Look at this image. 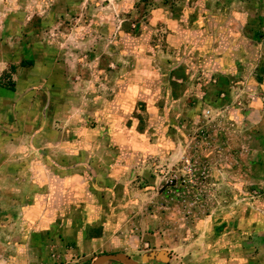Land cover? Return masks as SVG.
Listing matches in <instances>:
<instances>
[{"label":"rangeland","instance_id":"374dc122","mask_svg":"<svg viewBox=\"0 0 264 264\" xmlns=\"http://www.w3.org/2000/svg\"><path fill=\"white\" fill-rule=\"evenodd\" d=\"M116 253L264 264V0H0V264Z\"/></svg>","mask_w":264,"mask_h":264},{"label":"water","instance_id":"95a60500","mask_svg":"<svg viewBox=\"0 0 264 264\" xmlns=\"http://www.w3.org/2000/svg\"><path fill=\"white\" fill-rule=\"evenodd\" d=\"M157 256L159 259H161L163 261H165L167 259L166 255L163 253H160ZM152 258H154V257H152ZM115 261H118V262H121L124 264H141V263L137 262L136 260H134L129 255L124 254V253L103 255L92 264H108V263L115 262Z\"/></svg>","mask_w":264,"mask_h":264},{"label":"crops","instance_id":"0c3cea01","mask_svg":"<svg viewBox=\"0 0 264 264\" xmlns=\"http://www.w3.org/2000/svg\"><path fill=\"white\" fill-rule=\"evenodd\" d=\"M141 88L139 84H134L131 85L128 90L126 91V94L124 96V100H122L121 104H131L133 105L134 103H137V101H139L140 99V95H141ZM107 233H104V235L102 236V238H96L93 240H99V239H103L106 237ZM88 242V241H86ZM85 244L87 245L85 242L82 243V245ZM88 244H91V242H88Z\"/></svg>","mask_w":264,"mask_h":264},{"label":"trees","instance_id":"16d2710c","mask_svg":"<svg viewBox=\"0 0 264 264\" xmlns=\"http://www.w3.org/2000/svg\"><path fill=\"white\" fill-rule=\"evenodd\" d=\"M33 65H34V61H27V62H23V63H22V66H23V67L33 66ZM11 83H12V82H11ZM8 89H10V90H14V89H15V84L12 83Z\"/></svg>","mask_w":264,"mask_h":264}]
</instances>
